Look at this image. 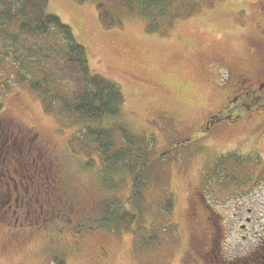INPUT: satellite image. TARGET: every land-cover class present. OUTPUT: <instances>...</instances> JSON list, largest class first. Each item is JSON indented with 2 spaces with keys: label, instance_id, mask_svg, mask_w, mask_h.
Here are the masks:
<instances>
[{
  "label": "rangeland",
  "instance_id": "obj_1",
  "mask_svg": "<svg viewBox=\"0 0 264 264\" xmlns=\"http://www.w3.org/2000/svg\"><path fill=\"white\" fill-rule=\"evenodd\" d=\"M96 2L49 0L48 10L85 46L90 71L120 85V114L107 125L117 148L148 160L141 194L131 197L135 173L105 177L93 144L75 152L74 139L86 141L80 118L46 114L35 93L4 74L0 119L35 139L83 220L55 222L69 230L41 228L23 243L11 237L18 227L4 222L0 264H213L205 248L215 230L224 258L248 255L264 235V131L256 128L264 112L237 110L205 123L229 102L236 71L251 74L263 63L254 39L264 30V0H174L154 31L136 5L125 11L114 3L116 23L105 28ZM125 130L136 145L121 141ZM112 200L137 217L129 230L100 227Z\"/></svg>",
  "mask_w": 264,
  "mask_h": 264
},
{
  "label": "trees",
  "instance_id": "obj_2",
  "mask_svg": "<svg viewBox=\"0 0 264 264\" xmlns=\"http://www.w3.org/2000/svg\"><path fill=\"white\" fill-rule=\"evenodd\" d=\"M173 1L98 0L95 10L101 25L110 28L116 21L108 6L114 3L121 10L133 11L136 5L141 16L150 18V30L154 31L157 29L155 22L159 23L173 6ZM48 5L49 0H0V90L6 88V74L16 84L26 85L35 93L46 114L80 118L86 128V141L74 139L75 152L81 154L93 144L95 151L102 156L106 178L112 173H135L131 197L138 198L148 160L144 158L143 161L144 153L132 158L130 148H117L118 142L111 138L107 125L108 119L120 114L123 91L117 82L90 71L85 46L78 41L70 26L49 12ZM8 69H11L9 73ZM120 139L130 146L136 145L127 130ZM106 184H112V181ZM113 201L105 206L103 217L107 224L100 227L123 223L129 230L137 217L121 211L124 208ZM260 254L264 255V251ZM260 254L256 259L263 261ZM53 263L64 264L56 258Z\"/></svg>",
  "mask_w": 264,
  "mask_h": 264
},
{
  "label": "flooded vegetation",
  "instance_id": "obj_3",
  "mask_svg": "<svg viewBox=\"0 0 264 264\" xmlns=\"http://www.w3.org/2000/svg\"><path fill=\"white\" fill-rule=\"evenodd\" d=\"M259 33V37L254 39V50L263 62L262 65L251 74L236 71L238 84L235 82L229 102L222 112L206 120V128L211 122L221 119L222 115L231 117L237 110L240 111L237 115L246 110L264 112V30ZM0 123V225L6 223L5 226L18 227L17 230L11 231V237L20 238L23 243L27 241L23 239H28V235L40 233L41 228L48 227V231L51 226L56 232L69 230L65 226H56L55 229V222L71 224L74 220L79 224V221L83 220L80 215L83 208L79 207V203L63 198L61 177L46 170L47 166L40 160L41 156L35 148V139L22 134L23 132H15L11 125H7L5 118L0 119ZM256 128L258 133H262L264 124ZM34 135L37 136L38 133ZM214 233H211V240L205 248L211 254L209 260H212L213 264H247L248 260L264 264V260L259 259V262L256 259L261 251H264V235L248 255L232 262L224 258L221 252L223 247L218 238L220 232L215 230ZM99 252L106 253L103 248Z\"/></svg>",
  "mask_w": 264,
  "mask_h": 264
}]
</instances>
